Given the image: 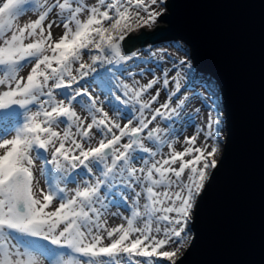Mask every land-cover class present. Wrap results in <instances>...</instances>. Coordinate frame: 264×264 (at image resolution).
Segmentation results:
<instances>
[{
    "label": "snow or ice",
    "instance_id": "obj_1",
    "mask_svg": "<svg viewBox=\"0 0 264 264\" xmlns=\"http://www.w3.org/2000/svg\"><path fill=\"white\" fill-rule=\"evenodd\" d=\"M160 5L166 0H0V264H177L218 167L221 129L211 85L184 83L186 60L170 68L164 49H124L164 14ZM29 12L37 18L18 23ZM53 25L63 28L55 39ZM130 61L153 64L140 72L153 79L124 82ZM157 85L166 99L153 108L160 90L144 96ZM96 89L113 97L117 118ZM195 100L209 113L203 125L201 108L186 112ZM186 127L194 134L177 151ZM109 214L124 223L109 228Z\"/></svg>",
    "mask_w": 264,
    "mask_h": 264
},
{
    "label": "water",
    "instance_id": "obj_2",
    "mask_svg": "<svg viewBox=\"0 0 264 264\" xmlns=\"http://www.w3.org/2000/svg\"><path fill=\"white\" fill-rule=\"evenodd\" d=\"M164 23L125 40L181 42L222 91L226 143L177 264H264V0H168Z\"/></svg>",
    "mask_w": 264,
    "mask_h": 264
},
{
    "label": "rangeland",
    "instance_id": "obj_3",
    "mask_svg": "<svg viewBox=\"0 0 264 264\" xmlns=\"http://www.w3.org/2000/svg\"><path fill=\"white\" fill-rule=\"evenodd\" d=\"M167 1L168 0H166V4H167ZM95 2H96V0H87L88 4H93ZM156 10L157 11L163 10V12L165 14V13H167V6H164V5L157 6ZM36 18H37L36 15H34L31 12H29V13L23 15L22 17H20L19 20H18V23L24 24V23L28 22L29 20H35ZM163 24L164 23H161L159 21V19H158L157 22L154 25H151L150 27H144V29L146 31H153L158 26L163 25ZM141 29H143V28H141ZM141 29H139L137 31H140ZM137 31H134V32H137ZM62 33H63V28L62 27L53 26L52 34H53V38L54 39L58 38L59 36H61ZM123 46H124L125 51L127 52V47H126L125 41H124V45ZM148 46H152V48H154L156 50L164 49L165 50V52H164L165 62L168 64V66L170 68H171V63L174 60H186L187 61V64L189 65V67H182V69H181L182 73L184 74V83H186L189 78H192L196 82H200L202 84L203 83H208V84L211 85V91L215 93V95L213 97H211V99L215 101V103L212 104L213 112L211 114L213 116H218V119L220 121L219 128L221 129V131H220V139L218 141L219 147H220V153L216 157L217 161H219L221 153H222V151L224 149V145L226 143V128H225V123H224V108H223V103H222V91H221V88H220L219 84L216 81H214L213 79H211L210 77H206V76H204L203 74H201L200 72H198L196 70L195 66L193 65V63H192V61L190 59V50L185 44H183L181 42H169V43H164V44H159V45H154V46L153 45H148ZM148 46L141 47V48H138V47L135 46V47L131 48L130 50H133V51L136 50V49L146 50V49H148ZM177 48H179L180 50L177 51L176 50ZM146 54L147 53L145 52V55ZM85 59H87V57H85ZM128 63L131 66V67H129V71L133 72L134 74H133V76H123V77H121V79L124 82L132 83L133 80H135V81H138L139 84L144 85V84H147L151 79H153V75L151 73L147 72L146 70L144 71V75L143 76L140 75V72H141L142 69H145L147 67H154L153 64H149L147 66L141 65V68H135V64L138 63L137 61H130ZM107 67H111V66H107ZM29 70H30V68H25L23 70V72H21V75L22 76H26L28 74ZM172 71H174V69H172ZM172 71L169 72V76L172 75ZM117 75H119V73H117ZM155 75L157 77H159L161 75L160 71L157 70L155 72ZM172 87L173 86L170 84L169 88H172ZM158 89L160 90V97H159V100L155 104L152 105L153 108L158 107L159 104H161V103H163L165 101V99H166V91L162 88L161 85H157L156 87L151 89L148 93H146L145 96H144V99L147 100ZM89 90L91 91L92 89L90 88ZM182 90H183V86H182ZM113 91H114L115 95H121V93L117 89L114 88ZM200 91L202 92V94L205 97H208L210 95L208 92H204L203 89H200ZM93 94L98 97V100H99L100 104H102V106L104 107V110L107 111L109 113V115L112 116L113 118H117V114L114 112L113 108L110 107V105H109V101L112 100L113 97H111V96L106 97L104 95V93L100 92L99 89H96L93 92ZM173 102L175 103V98H173ZM121 107L123 108L124 106L121 105ZM194 108H201V121H197V123L203 125L204 122L208 119V116H209L208 111L206 109L202 108L200 100H195L190 106H186V112H191ZM77 111L80 112V109L77 108ZM81 114L83 115V113H81ZM184 118L186 119V116H184ZM119 120H120L122 125L127 122V120L125 119L124 115H120L119 116ZM176 127L180 128V123H177ZM190 128H191V131H192V129L194 131L193 127H190ZM93 132H96V130L93 129ZM182 132H184V129H182ZM98 135L99 134L97 133V136ZM202 140H203V136L201 135L197 139L196 146H200ZM164 152L167 153L165 150H164ZM38 166H39V164H38ZM40 187H45V184H44L43 180L40 181ZM68 187L71 189V188H74L75 185L69 184ZM111 211L115 212L116 209L112 208ZM119 211L122 213V216H127L129 214L127 209L124 208V207H121L119 209ZM122 216L121 217L119 216V219L116 218L117 219V220H115V222H117V224H115L116 226L121 224V223H124V220L122 219ZM114 217H118V216H113V215H110V214L107 216V221H108V227L109 228L115 227L113 222L110 221V219L114 218ZM193 217H194V213H193ZM192 224H193V220H192V222L189 225L190 229L192 227ZM191 233H192V230H191ZM192 238H193V233L191 235V239L188 242V246H189ZM105 242L107 243V241H105ZM188 246L185 249H183V250H181L179 252L178 256L176 257V261L184 254V252L186 251ZM139 259H143V258H139ZM157 264H168V262L163 261V260H159V261H157Z\"/></svg>",
    "mask_w": 264,
    "mask_h": 264
},
{
    "label": "bare ground",
    "instance_id": "obj_4",
    "mask_svg": "<svg viewBox=\"0 0 264 264\" xmlns=\"http://www.w3.org/2000/svg\"><path fill=\"white\" fill-rule=\"evenodd\" d=\"M52 19H53V16L50 15V16H49V20H52ZM53 26H55V25H53ZM61 27H62V26H61ZM198 121H201V119L198 120ZM193 134H194L193 129H192V131H191V128H190V127H186V128H184V132H183V134L180 135V136H178V140H179V142H177V143L175 144V148H176V150H177V151H182V150H183V147H184V145H183V141H184V139H185V136H187V137H191ZM164 150H165L166 152L169 151V149H168L167 147H165ZM120 217H121V216H120ZM116 218L119 219V216L110 219V221H112L114 225L117 224V222H115V220H117ZM115 226H116V225H115Z\"/></svg>",
    "mask_w": 264,
    "mask_h": 264
},
{
    "label": "trees",
    "instance_id": "obj_5",
    "mask_svg": "<svg viewBox=\"0 0 264 264\" xmlns=\"http://www.w3.org/2000/svg\"><path fill=\"white\" fill-rule=\"evenodd\" d=\"M147 46H148V45H147ZM137 47H138V48H141V46H140V45H137Z\"/></svg>",
    "mask_w": 264,
    "mask_h": 264
}]
</instances>
